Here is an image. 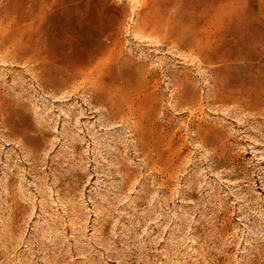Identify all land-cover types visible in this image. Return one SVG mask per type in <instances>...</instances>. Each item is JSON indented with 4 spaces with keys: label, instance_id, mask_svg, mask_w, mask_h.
Returning <instances> with one entry per match:
<instances>
[{
    "label": "rangeland",
    "instance_id": "374dc122",
    "mask_svg": "<svg viewBox=\"0 0 264 264\" xmlns=\"http://www.w3.org/2000/svg\"><path fill=\"white\" fill-rule=\"evenodd\" d=\"M0 264H264V0H0Z\"/></svg>",
    "mask_w": 264,
    "mask_h": 264
}]
</instances>
